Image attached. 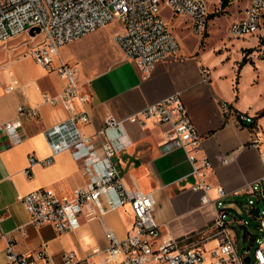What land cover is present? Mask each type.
Listing matches in <instances>:
<instances>
[{
	"label": "crops",
	"instance_id": "0c3cea01",
	"mask_svg": "<svg viewBox=\"0 0 264 264\" xmlns=\"http://www.w3.org/2000/svg\"><path fill=\"white\" fill-rule=\"evenodd\" d=\"M122 31V23L114 20L61 47L54 60V66L67 62L79 68V83L89 95L85 109L90 116L88 124L80 125L81 131L95 135L108 115L126 119L179 92L196 131L202 136L197 157L211 162L205 180L229 193L226 208L241 218L243 211L251 219L246 205L252 196L245 189L261 182L264 193V116L258 117L264 109V91L256 66L263 61L250 60L255 64L253 79L242 86L240 74L247 63L236 74L225 71L197 45L188 52L180 48L178 57L158 63L150 76L143 78L137 65L126 60L115 43L116 35ZM202 67L211 69L208 81L202 77ZM40 69L45 76L19 77L12 69L20 87L11 93L0 88V124L15 119L18 106L38 111L37 118H21L20 143L11 144L5 133L0 132V264H11L5 252L7 239L15 240V250L20 253L45 247L53 264H63L66 252L82 260L93 248H105L106 229L121 240L132 229L129 205L108 212L102 219L82 220L77 229L64 233H57L50 225L37 227L30 222L21 200L25 194L49 188L60 195H71L88 181L82 161L74 159L69 151L55 155L50 165L29 162L31 156L40 161L51 156L44 131L67 118L61 103L50 104L42 99L43 93L59 95L62 80L56 71ZM0 79L3 88V74ZM224 103L229 107L227 113L221 109ZM236 112L253 116L254 125L238 121ZM169 130L170 126L157 120H147L144 126L125 121L118 131L125 147L114 161L127 187L153 193L154 216L162 238L187 239L188 243L208 251L217 245L209 232L216 211L211 204H201V192L194 189L197 178L187 153L181 148L164 150L165 133ZM227 156L230 159L224 162ZM26 170L29 177L24 173ZM210 195H216L214 189ZM257 207L263 208L264 200L257 202Z\"/></svg>",
	"mask_w": 264,
	"mask_h": 264
},
{
	"label": "built area",
	"instance_id": "2783aa9c",
	"mask_svg": "<svg viewBox=\"0 0 264 264\" xmlns=\"http://www.w3.org/2000/svg\"><path fill=\"white\" fill-rule=\"evenodd\" d=\"M240 0H0V43L26 34L33 44L30 56L46 71H56L63 82V90L57 96L42 94L46 103H61L67 118L44 131L51 156L45 160L29 158L30 164L50 165L54 156L71 152L74 159L82 161L87 183L75 189L71 195H60L53 189L39 188L22 197L30 222L39 227L52 226L57 233L77 229L82 220L102 219L108 212L129 205L133 215L130 234L123 240L111 230H105L107 246L95 247L85 259L79 260L72 252L63 255V264H264V207L255 216L256 203L264 200L261 182L245 190L252 196L246 205L251 219H257L261 238L248 234L247 248H240L238 228L249 226V219L239 217L225 206L229 193L222 186H212L204 175L211 167L206 158L198 159L202 136L196 131L188 110L179 92L148 105L126 119L108 115L103 127L95 135H86L80 125L90 122L85 109L89 95L79 83V68L76 64L60 62L54 66L59 49L82 36L104 27L114 20L122 23V33L116 35L115 43L124 58L134 62L142 77L150 76L158 63L178 57L180 44L161 16L165 7L172 14L186 18L197 34L205 33L209 13ZM264 15V0H248L243 14L229 25V36L242 39L257 33ZM38 29L39 32H36ZM34 30V35L30 31ZM5 84L0 88L11 93L20 87V81L9 64L0 65ZM202 77L208 81L211 69L202 67ZM224 113L229 112L226 103L221 105ZM238 121L254 125V117L246 113H234ZM23 116L38 117L36 108L17 107L13 120L0 124L11 144L22 141ZM157 120L170 126L165 133L164 150L181 148L187 153L192 173L197 182L194 189L201 192V204H211L216 217L209 227L217 245L206 251L187 239L161 237L160 225L154 216L153 193L133 190L124 183L122 173L114 161L125 147L118 131L125 121L144 126L147 120ZM96 138V139H95ZM230 156L224 159L227 162ZM29 177V172H24ZM214 189L216 195H210ZM23 234L24 231H22ZM252 250L254 252L252 253ZM6 258L11 264H53L45 247L20 253L15 250V240L7 239Z\"/></svg>",
	"mask_w": 264,
	"mask_h": 264
},
{
	"label": "rangeland",
	"instance_id": "374dc122",
	"mask_svg": "<svg viewBox=\"0 0 264 264\" xmlns=\"http://www.w3.org/2000/svg\"><path fill=\"white\" fill-rule=\"evenodd\" d=\"M246 3L247 0H240L238 3L227 5L224 8L221 7L209 13L206 31L202 34L195 33L186 18L172 14L165 7L161 8V16L179 41L182 50L185 52L191 51L202 43L200 48L205 49L204 53L207 58L211 62L221 65L225 71L229 70L236 74L244 56V50H249L250 52L247 53L249 60L263 61L262 64L257 63L256 66L258 68L257 75L261 79L260 85L264 91V15L259 30L254 35L242 39H233L229 36L230 23L243 14ZM38 41H40V37H37L32 44L31 39L23 34L1 42L0 65L9 64L19 77L45 76L46 73L40 69V66L30 56L31 48ZM254 65L252 61H249L242 69L240 74L242 86L251 83ZM240 213L244 219H249L243 211ZM258 224V221L249 219L248 230L261 238V232L256 227ZM238 232L239 247L247 248L249 243L244 242V230L238 228ZM253 252L254 250H252Z\"/></svg>",
	"mask_w": 264,
	"mask_h": 264
},
{
	"label": "trees",
	"instance_id": "16d2710c",
	"mask_svg": "<svg viewBox=\"0 0 264 264\" xmlns=\"http://www.w3.org/2000/svg\"><path fill=\"white\" fill-rule=\"evenodd\" d=\"M227 3H223L222 7H226ZM212 16V15H211ZM202 45V43L200 44V46ZM250 52L249 50H244V56L242 58V61L239 64V68H241L243 65H245L246 63H248L250 60L247 58V53ZM264 116V109H262L259 113H258V117H263ZM248 234H250V232L246 229L245 233H244V242H246Z\"/></svg>",
	"mask_w": 264,
	"mask_h": 264
},
{
	"label": "water",
	"instance_id": "95a60500",
	"mask_svg": "<svg viewBox=\"0 0 264 264\" xmlns=\"http://www.w3.org/2000/svg\"><path fill=\"white\" fill-rule=\"evenodd\" d=\"M35 31H36V32H39L38 29H35ZM35 31H34V30H31V31L29 32L30 35H34ZM258 213H259V208L257 207V208H255V211H254L255 216H257ZM245 262H246V264H249V263H250V257L245 258Z\"/></svg>",
	"mask_w": 264,
	"mask_h": 264
}]
</instances>
